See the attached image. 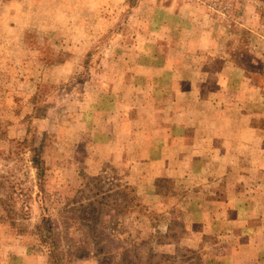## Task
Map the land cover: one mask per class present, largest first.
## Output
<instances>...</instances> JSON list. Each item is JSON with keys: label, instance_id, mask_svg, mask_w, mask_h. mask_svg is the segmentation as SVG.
<instances>
[{"label": "rangeland", "instance_id": "1", "mask_svg": "<svg viewBox=\"0 0 264 264\" xmlns=\"http://www.w3.org/2000/svg\"><path fill=\"white\" fill-rule=\"evenodd\" d=\"M184 5L206 8L214 49L185 48L209 36L177 16ZM176 51L202 56L188 70L196 68L205 100L223 91L215 74L224 63L242 70L261 96L243 98L245 110L259 112L262 124L264 0H0V264H264V168L250 183L260 184L261 206L249 217L242 205L225 207L227 219L194 236L190 216L204 209L191 205L194 191L144 178L122 157L142 145L155 158V139L195 130L181 114L162 113L192 74L175 77L171 64L148 57ZM195 116L189 110L186 122ZM161 118L167 125L157 128ZM150 183L167 208L156 205ZM206 188L208 198L228 194L219 180Z\"/></svg>", "mask_w": 264, "mask_h": 264}, {"label": "crops", "instance_id": "2", "mask_svg": "<svg viewBox=\"0 0 264 264\" xmlns=\"http://www.w3.org/2000/svg\"><path fill=\"white\" fill-rule=\"evenodd\" d=\"M164 10L169 9L158 8L156 14ZM205 10L206 8L202 5L198 7L184 5L176 12L181 19L189 17L187 22H193L196 24V28L203 27L209 36V38L204 40L205 42L196 41L195 39H191V42H185V48L188 49V52L190 50L194 54L199 48L211 50L217 45L216 41L211 38L212 20L208 21L209 15L207 11L204 12ZM165 16H170V13L166 12ZM166 21L168 19H163L162 24H165L164 22ZM158 43L166 47H172L173 50L178 47L177 42ZM174 53L175 55L169 54L171 59L157 54L148 56L151 63L164 61L167 64H171V66L168 65V68L171 67L173 69L175 77H181L184 69L189 75L192 74L189 89L185 88L184 85L179 86L183 88L176 91V100L164 104L162 113L168 110L169 116H174L175 120L181 114L182 125L193 126L195 130H192V133L177 134V137H174L168 143L162 137L159 140L155 139L158 142L153 148L158 153L155 158L148 159L146 147L144 148L142 145H138L134 150L125 151L122 157L128 158V163H133L132 168H140L142 166L144 170L141 173H144V178L150 176L151 181L157 178H167L175 184L181 183L184 187L187 185L188 190L194 191L192 199L196 204L191 202V205L195 208L204 207L201 210L202 217L200 219H196L195 214L190 216L192 217V230L195 231V236L200 233L195 228L205 233L219 216L222 221L227 219L224 214L225 207L234 209L243 206L246 208L245 212L248 213L249 217L253 207L256 208L262 205L261 197L255 196L260 184L253 186L250 183L254 181L255 176H258L260 169L264 168V163L262 164L264 162V121L262 124H260V121H256L260 117L259 112L252 111L250 113L245 110L246 104L242 100L243 98H248V101H250V99L253 100V96H256L260 100L261 96L256 86L244 76L242 70L230 65L228 62L224 63L220 71L215 70L218 71L217 73L219 74L215 75L219 76L218 78H220L224 88L222 92H214V97H208L209 100H205L202 96L206 92L198 84L199 80L192 77L196 73L192 71H195L196 68L188 70L193 61L201 63L203 61L202 56L194 58L193 55L179 54L178 51ZM172 59L176 64L175 66L172 65ZM223 60L225 61V59ZM233 73L236 76L231 77ZM244 91H246V96ZM144 97L141 96V99H144ZM255 103L257 104L256 106ZM258 103L253 101L250 104L254 109V107H258ZM189 110H196V116L194 117L195 121L192 120L188 123L185 120V115ZM216 110L223 111L215 112ZM224 115H228L231 118L226 122L221 123L219 121L216 123L215 119ZM165 121V118H161V120H153L152 123L159 128L167 125ZM213 122H215L214 125H209V123ZM203 126L207 129V134L199 136L198 130ZM128 132L130 131H126L124 135H127ZM134 133L136 132L134 131ZM148 137L153 138L154 136ZM146 139L148 141V138ZM139 142H142V140ZM150 143H153V141L150 140ZM115 159H121V156L116 155ZM146 164L148 169H146ZM215 180L224 182V188L228 192L224 199L215 197L214 192L212 193L214 195H211L213 197L208 198L211 192L210 190L208 192L209 188L207 189L206 187L214 183ZM155 185H149L147 187L148 191L153 192L154 196H156L154 201H157V206L167 208L168 202L166 200L162 201L160 198L162 193L159 191L158 186ZM198 185H203V187ZM232 212L241 213L242 210H232Z\"/></svg>", "mask_w": 264, "mask_h": 264}, {"label": "trees", "instance_id": "3", "mask_svg": "<svg viewBox=\"0 0 264 264\" xmlns=\"http://www.w3.org/2000/svg\"><path fill=\"white\" fill-rule=\"evenodd\" d=\"M37 152V151H36ZM32 161H33V164H34V167H36L37 169H38V171H39V176H40V174H41V170H42V162H41V159H40V157L36 154L34 157H33V159H32Z\"/></svg>", "mask_w": 264, "mask_h": 264}]
</instances>
